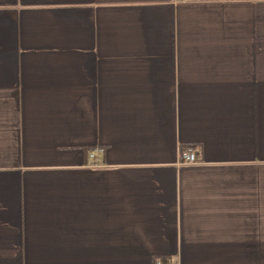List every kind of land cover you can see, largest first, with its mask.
I'll list each match as a JSON object with an SVG mask.
<instances>
[{
  "label": "crops",
  "instance_id": "1",
  "mask_svg": "<svg viewBox=\"0 0 264 264\" xmlns=\"http://www.w3.org/2000/svg\"><path fill=\"white\" fill-rule=\"evenodd\" d=\"M0 264H264V0H0Z\"/></svg>",
  "mask_w": 264,
  "mask_h": 264
},
{
  "label": "built area",
  "instance_id": "2",
  "mask_svg": "<svg viewBox=\"0 0 264 264\" xmlns=\"http://www.w3.org/2000/svg\"><path fill=\"white\" fill-rule=\"evenodd\" d=\"M198 164V154L195 150H188L181 157V166H193Z\"/></svg>",
  "mask_w": 264,
  "mask_h": 264
},
{
  "label": "trees",
  "instance_id": "3",
  "mask_svg": "<svg viewBox=\"0 0 264 264\" xmlns=\"http://www.w3.org/2000/svg\"><path fill=\"white\" fill-rule=\"evenodd\" d=\"M185 152H186V151H185ZM185 152H184V153H185Z\"/></svg>",
  "mask_w": 264,
  "mask_h": 264
}]
</instances>
